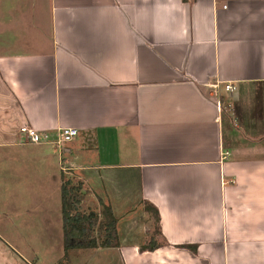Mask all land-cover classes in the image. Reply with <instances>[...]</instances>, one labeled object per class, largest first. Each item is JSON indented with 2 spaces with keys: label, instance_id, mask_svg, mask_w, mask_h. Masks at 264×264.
Segmentation results:
<instances>
[{
  "label": "crops",
  "instance_id": "1",
  "mask_svg": "<svg viewBox=\"0 0 264 264\" xmlns=\"http://www.w3.org/2000/svg\"><path fill=\"white\" fill-rule=\"evenodd\" d=\"M64 178L118 245L61 264H264V0H0V264L62 257Z\"/></svg>",
  "mask_w": 264,
  "mask_h": 264
},
{
  "label": "trees",
  "instance_id": "2",
  "mask_svg": "<svg viewBox=\"0 0 264 264\" xmlns=\"http://www.w3.org/2000/svg\"><path fill=\"white\" fill-rule=\"evenodd\" d=\"M81 182H73L69 178L62 179L60 189V212L62 220V247L64 253L55 263L61 264L66 252L72 248H95L117 246L116 219L109 205H102L100 215L93 210L82 211ZM155 242L142 248L153 249ZM193 248V246H188Z\"/></svg>",
  "mask_w": 264,
  "mask_h": 264
},
{
  "label": "built area",
  "instance_id": "3",
  "mask_svg": "<svg viewBox=\"0 0 264 264\" xmlns=\"http://www.w3.org/2000/svg\"><path fill=\"white\" fill-rule=\"evenodd\" d=\"M224 90L231 91L234 86L227 83L224 86ZM20 133L24 136V141L35 144H51L61 148L63 143L70 141L73 136L76 135L77 130L74 127H58L54 130L38 131L33 127L20 126Z\"/></svg>",
  "mask_w": 264,
  "mask_h": 264
},
{
  "label": "rangeland",
  "instance_id": "4",
  "mask_svg": "<svg viewBox=\"0 0 264 264\" xmlns=\"http://www.w3.org/2000/svg\"><path fill=\"white\" fill-rule=\"evenodd\" d=\"M238 135H239V134H238ZM240 136H243V134L241 133ZM32 231H33V230H32ZM72 249H73V248H72ZM72 249L67 250V252H66V256L68 255V253H69L70 251L74 252ZM43 251H45V255H46L47 257H49V259H50V248L47 249V250H43ZM80 251L88 252L89 249H83V250H80ZM89 252H91V251H89ZM63 253H64V250H63ZM56 262H57V261H56ZM61 263H62V262H61Z\"/></svg>",
  "mask_w": 264,
  "mask_h": 264
}]
</instances>
